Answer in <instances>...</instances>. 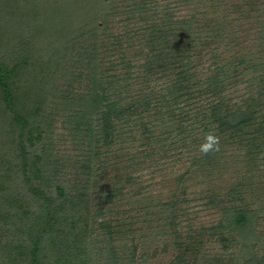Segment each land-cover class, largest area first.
<instances>
[{"label":"trees","instance_id":"16d2710c","mask_svg":"<svg viewBox=\"0 0 264 264\" xmlns=\"http://www.w3.org/2000/svg\"><path fill=\"white\" fill-rule=\"evenodd\" d=\"M169 7L157 0H130L124 9L117 0H0V143L11 146L0 154V264H125V250L134 258L136 246L119 243L125 239L127 223L115 228L101 219L104 213L92 211L91 194L96 193L90 178L92 156L85 157L70 178L61 170L65 162L47 150L54 148L43 143L53 133L54 120L46 109L56 104L53 81L62 70L68 71V58L81 69L91 67L95 72L88 92L77 94L71 88L57 105L70 109L67 116L76 135L99 158L102 149L108 155L119 138L140 121L145 124L144 117L152 110L167 107L171 120L173 105L194 96L195 87L221 84L218 75L197 73L202 55L192 52L189 42L179 47L176 41L175 23L199 27L197 16L175 21ZM122 14L135 26L133 39L141 38L149 48L144 53L148 83L131 98L112 91L123 76H109L100 71L99 63V41L107 40L112 53L122 50L124 35L114 34L111 25ZM169 72L172 78L152 97L151 80ZM260 78L264 82L263 75ZM263 99L262 91L246 105L216 101L212 124L254 153L264 145ZM145 127L152 136L153 130ZM80 172L88 178L83 181ZM96 174L103 178V173ZM231 216L234 228L250 241L251 211L236 208ZM91 218L98 230L91 226Z\"/></svg>","mask_w":264,"mask_h":264},{"label":"rangeland","instance_id":"374dc122","mask_svg":"<svg viewBox=\"0 0 264 264\" xmlns=\"http://www.w3.org/2000/svg\"><path fill=\"white\" fill-rule=\"evenodd\" d=\"M117 1L123 9L130 2ZM157 1L170 4L175 21L197 16L199 27L175 23L176 41L179 47L189 42L191 51L202 55L197 73L218 75L222 83L195 87L194 96L173 105L171 120L165 103V108L152 110L144 117L145 124L140 121L108 155L102 149L96 158L83 137L76 135L67 116L70 109L57 105L71 88L77 94L87 93L94 77L91 67L81 69L75 59L68 58V71L62 70L53 81L56 104L46 112L52 114L54 129L43 143H52L54 148L46 145L47 150L65 162L61 170L70 178L77 175L75 167L92 156L91 185L96 184L92 211L104 213L101 219L115 228L127 223L125 239L119 243L137 248L133 259L128 250H122L125 264H264V145L250 153L246 144L219 133L212 124L211 108L223 99L246 105L264 93L260 80L264 77V0ZM126 19L127 14H122L111 24L114 34L124 35L121 52L108 51L107 40L99 41L98 49L100 71L123 76L120 84L110 87L112 91L131 98L148 83L144 53L149 48L141 38L133 39L135 26ZM105 33L102 29L101 34ZM171 72L154 76L152 97L172 78ZM260 111L264 114V104ZM146 125L153 130L152 136ZM210 132L219 136L220 151L202 158L199 147ZM1 143L0 154L11 148ZM96 173H103V178ZM79 175L83 181L88 178L86 173ZM242 207L251 211L254 222L250 241L230 219ZM91 222L98 230L93 218Z\"/></svg>","mask_w":264,"mask_h":264},{"label":"clouds","instance_id":"9594fccd","mask_svg":"<svg viewBox=\"0 0 264 264\" xmlns=\"http://www.w3.org/2000/svg\"><path fill=\"white\" fill-rule=\"evenodd\" d=\"M199 151L207 155L210 152H219L220 151V138L215 133H208L205 138L204 142L200 145Z\"/></svg>","mask_w":264,"mask_h":264}]
</instances>
